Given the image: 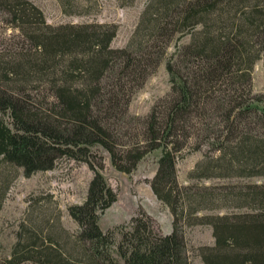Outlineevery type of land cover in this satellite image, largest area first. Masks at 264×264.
Returning <instances> with one entry per match:
<instances>
[{
  "label": "trees",
  "instance_id": "obj_1",
  "mask_svg": "<svg viewBox=\"0 0 264 264\" xmlns=\"http://www.w3.org/2000/svg\"><path fill=\"white\" fill-rule=\"evenodd\" d=\"M65 12H71L66 4ZM1 15L18 40L0 49V164L30 176L65 157L87 164L92 177L84 200L67 209L78 226L73 248L81 260L52 242L38 247L32 240L18 241L0 264H188L185 223L212 227L214 244L201 247L204 264H264V186L242 194L257 205L253 211L198 216L199 208L225 196L209 186L181 188L176 169L193 135L191 117L213 106L223 124L201 131L218 153L215 161L228 157L240 173L241 161L264 171V138L252 135L247 119L253 114L264 125L262 100L251 88L254 62L264 51V0H148L121 48L111 47L114 23L50 25L30 0H0ZM184 32L188 38L168 54ZM163 60L169 92L147 116L129 115L132 95ZM218 81L227 87L214 90ZM127 119L140 124V133L129 131ZM96 146L125 173L160 151L150 187L172 215L170 233L144 210L119 227L118 240L116 231L101 230L99 218L116 194L100 172ZM221 168L209 163L202 171Z\"/></svg>",
  "mask_w": 264,
  "mask_h": 264
},
{
  "label": "rangeland",
  "instance_id": "obj_2",
  "mask_svg": "<svg viewBox=\"0 0 264 264\" xmlns=\"http://www.w3.org/2000/svg\"><path fill=\"white\" fill-rule=\"evenodd\" d=\"M37 6L45 21L50 25L65 23L103 22L114 23L117 32L111 41V47H124L129 40L140 14L148 0H133L129 4H121L118 0H30ZM66 8L71 11L65 12ZM0 16V49L10 47L18 37L17 31ZM179 35V34H177ZM177 37V36H176ZM177 40L168 46L167 53L173 51L175 43L185 41L188 34L184 32ZM20 39V38H19ZM227 87L220 81L214 90ZM252 93L261 98L258 104L264 109V51L254 62L251 71ZM170 90L168 74L164 60L148 75L145 82L131 97L128 104V114L139 118L147 116L151 107ZM219 96L220 92L215 93ZM205 114L196 113L191 117L193 135L188 140L177 161V181L181 188L187 186L213 187L217 194L224 195L223 201L199 208L196 215H212L222 213H242L253 211L257 205L244 199L249 187L264 186V171L261 164L241 161L245 166L243 172H238L237 166L228 157L215 161L218 153L210 150L206 135L202 129L222 126L221 114L212 106L204 110ZM250 131L258 139L264 138V125L255 115L249 114ZM5 121L10 120L5 116ZM129 131L140 133V124L127 119ZM130 121V123H129ZM127 130V126L124 127ZM198 136V137H197ZM95 152L103 157V168L100 170L106 183L116 194V200L101 214L98 224L102 231H116L119 227L128 225L132 216L139 210L149 214L163 234L172 230V215L167 206L159 201L150 187L160 151L146 154L130 172L116 170L110 162L109 154L103 148L96 146ZM220 164L221 170L212 174H204L202 167L206 164ZM92 171L87 164L62 157L53 167L45 171H37L25 176L21 168L0 164V257L11 255L18 241L28 243L35 241L36 246L54 243L66 255L78 258L75 254L73 236L78 230L76 222L68 213V206L81 203L86 195ZM251 203V204H250ZM192 219V217H191ZM190 221H195L194 219ZM183 234L188 255V264H204L200 256L201 247L211 246L215 239L212 227L206 223L183 225ZM116 256V254H114ZM22 264H39L24 262Z\"/></svg>",
  "mask_w": 264,
  "mask_h": 264
}]
</instances>
